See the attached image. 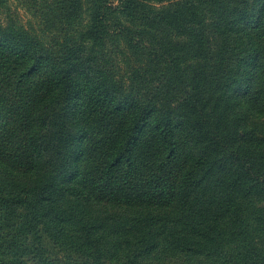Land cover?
<instances>
[{"label": "trees", "instance_id": "obj_1", "mask_svg": "<svg viewBox=\"0 0 264 264\" xmlns=\"http://www.w3.org/2000/svg\"><path fill=\"white\" fill-rule=\"evenodd\" d=\"M0 264H264V0H0Z\"/></svg>", "mask_w": 264, "mask_h": 264}, {"label": "rangeland", "instance_id": "obj_2", "mask_svg": "<svg viewBox=\"0 0 264 264\" xmlns=\"http://www.w3.org/2000/svg\"><path fill=\"white\" fill-rule=\"evenodd\" d=\"M14 11H16V10H15V6H14ZM18 11H19V12H15V15L20 16L22 20H26L27 16H26L24 10H22V9L20 8V10H18Z\"/></svg>", "mask_w": 264, "mask_h": 264}]
</instances>
